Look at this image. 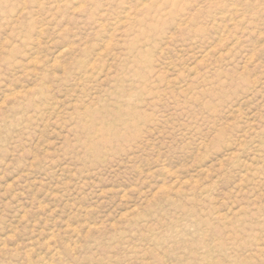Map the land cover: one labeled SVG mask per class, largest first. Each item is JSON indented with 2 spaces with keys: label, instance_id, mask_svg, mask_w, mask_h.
<instances>
[{
  "label": "rangeland",
  "instance_id": "1",
  "mask_svg": "<svg viewBox=\"0 0 264 264\" xmlns=\"http://www.w3.org/2000/svg\"><path fill=\"white\" fill-rule=\"evenodd\" d=\"M0 264H264V0H0Z\"/></svg>",
  "mask_w": 264,
  "mask_h": 264
}]
</instances>
